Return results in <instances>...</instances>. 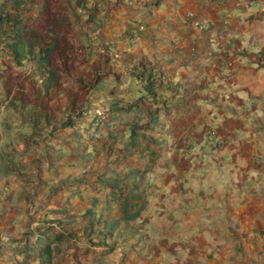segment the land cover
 I'll use <instances>...</instances> for the list:
<instances>
[{
  "label": "crops",
  "instance_id": "1",
  "mask_svg": "<svg viewBox=\"0 0 264 264\" xmlns=\"http://www.w3.org/2000/svg\"><path fill=\"white\" fill-rule=\"evenodd\" d=\"M83 2L71 8L73 22L84 28L88 58L107 62L82 116L64 127L60 112L37 129L41 133L20 135L14 126L2 131L10 109L0 100V264H39L24 256L54 236L49 220L65 222L84 240L89 218L100 228L116 221L110 227L119 234L116 244L79 262L69 247L51 264H264V0ZM84 6L97 7L90 21L79 13ZM196 21L207 25L201 29ZM143 60L176 85L165 108L145 103L128 75ZM205 89L230 114L208 110L201 103ZM221 92L229 101L215 97ZM251 105L259 123L249 129L234 117L249 119L244 109ZM233 125L241 133L232 134ZM134 126L147 136L137 147L129 143ZM204 133L231 159V173L210 195L222 205L210 228L176 232L150 210L148 183L164 164L157 158L174 160V149L201 141ZM118 189L133 194L128 214L137 213L134 218L125 219Z\"/></svg>",
  "mask_w": 264,
  "mask_h": 264
},
{
  "label": "trees",
  "instance_id": "2",
  "mask_svg": "<svg viewBox=\"0 0 264 264\" xmlns=\"http://www.w3.org/2000/svg\"><path fill=\"white\" fill-rule=\"evenodd\" d=\"M28 3L29 0L0 2V83L6 108L21 113L32 129V137L43 123L53 124L60 112L67 117L61 124L64 127L72 126L74 119L82 116L91 90L104 79L107 60L101 56L88 58L82 41L84 29L74 25L66 0H38L36 14L24 17L22 10ZM97 12V7L93 8L89 18ZM128 75L140 85V93L149 106L165 108L173 103L176 85L150 61H141ZM139 129L141 126L131 128L132 147H137L141 138H147ZM115 192L125 219L134 218L137 213L128 214L133 194L120 189ZM86 222L82 230L85 239L81 240L67 230L65 222L49 220L54 236L39 242L32 253H25V261L51 264L54 257L73 247L71 257L79 262L80 258L116 244L119 234L110 232L116 221L103 222V228L95 218Z\"/></svg>",
  "mask_w": 264,
  "mask_h": 264
},
{
  "label": "rangeland",
  "instance_id": "3",
  "mask_svg": "<svg viewBox=\"0 0 264 264\" xmlns=\"http://www.w3.org/2000/svg\"><path fill=\"white\" fill-rule=\"evenodd\" d=\"M37 1L38 0H29L27 6L22 10V15L24 17L32 16L36 10ZM66 1L70 9H73L77 2L79 5L87 4V2L84 3L83 0H77L76 2L75 0ZM100 1L102 0H99V2ZM88 7L89 6H84L83 8H79V13L84 16L88 15L86 18L89 19L91 13H87ZM89 8L93 10L94 7L92 6ZM83 10H85V13H83ZM74 25L77 28L84 29L81 25ZM208 93H210L208 89H205L204 95L201 97V103L208 110L213 111V114L220 110L230 114V109L227 105L220 107L218 105L220 100L215 98V102H213L212 98H208ZM223 93L224 92L216 93L215 97L223 96L229 101L231 95L228 94L229 96L226 97L227 93ZM0 100L4 101V97H0ZM245 108L244 111L250 113V118L248 119L247 115L244 118L243 116H236L234 120L242 121L241 124H243L244 128L249 124V129H251L253 125L258 122V120L254 118V115L258 114V111L254 110L252 105L246 106ZM222 115L224 114L222 113ZM3 120L4 126L2 127V131H10L9 129L13 126L16 128V133L20 135L32 131V129H29V125L25 123L26 121L21 113L17 110L10 109L5 111ZM222 120H224V118H221L220 122ZM234 125H236V123ZM212 128L216 131L219 129L215 125H213ZM38 132L41 133V130H37V134ZM237 133H241V127H234L232 134ZM213 138L214 137L210 136L208 133H204L201 141L193 142L191 145L185 147L184 145H180L178 148L174 149V160L157 158V161L164 164L158 165L152 173L149 170L151 173L148 183V188L151 193L148 195L151 196L149 208L154 212L156 217L160 216L159 218L164 220L171 229H175L176 232H182L183 229L191 231L200 226L201 228H210L212 221L218 214L217 211L222 205L217 202L216 198L210 199V195L216 193V189H218L223 182L222 180L231 173L226 170V167H228L227 161L231 159L229 156H225V148L216 146V141H214ZM12 150H14L13 154L17 159L19 152L15 151V149ZM182 161H184V163L181 166ZM162 178H166V188L163 190L161 188ZM173 186L175 188H173Z\"/></svg>",
  "mask_w": 264,
  "mask_h": 264
},
{
  "label": "built area",
  "instance_id": "4",
  "mask_svg": "<svg viewBox=\"0 0 264 264\" xmlns=\"http://www.w3.org/2000/svg\"><path fill=\"white\" fill-rule=\"evenodd\" d=\"M83 13H85V10H83ZM193 25L198 26V27L201 28V29H202V28L204 29V28L206 27L207 24H206L205 22H198V21H196V22H194ZM139 27L142 28L143 25H140ZM136 40H137V37L134 36V41H136ZM209 96L212 97V98L214 97V95H213L212 93H210Z\"/></svg>",
  "mask_w": 264,
  "mask_h": 264
}]
</instances>
